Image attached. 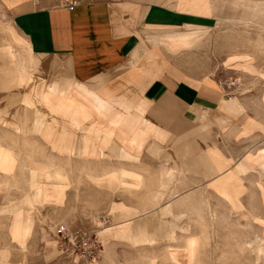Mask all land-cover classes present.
I'll list each match as a JSON object with an SVG mask.
<instances>
[{"label": "crops", "instance_id": "1", "mask_svg": "<svg viewBox=\"0 0 264 264\" xmlns=\"http://www.w3.org/2000/svg\"><path fill=\"white\" fill-rule=\"evenodd\" d=\"M0 10L10 19L0 16V104L11 109L7 119L2 118L4 124L23 134L53 137L54 148L62 154L156 160L185 177L203 174L206 183L223 173L218 155L234 161L215 144L209 129L222 108L229 113L223 111V119L232 115L231 107L223 105L226 89L199 64L186 73L164 51L188 50L182 38L166 41L170 28L188 22L206 26L215 22L213 16L174 9L160 0H80L73 9L60 0H0ZM143 32L150 38L144 52ZM43 104L45 113L38 108L44 110ZM244 121L234 123L228 136L250 133L253 129L247 132ZM79 131L84 135L77 147ZM99 143V148L92 146ZM5 147H0V175L17 170L11 148ZM55 166L33 163L27 207L19 200L8 202L0 189V264H50L42 253L34 206L57 200L59 194L64 197L70 178ZM119 175L114 171L108 180ZM189 191L177 186L171 191L176 224L181 218L175 210L177 199ZM144 205L149 211L158 204ZM122 223L123 228L111 234L134 240L131 223ZM176 229L168 241L177 240ZM139 236L153 240L147 238L152 235Z\"/></svg>", "mask_w": 264, "mask_h": 264}, {"label": "rangeland", "instance_id": "2", "mask_svg": "<svg viewBox=\"0 0 264 264\" xmlns=\"http://www.w3.org/2000/svg\"><path fill=\"white\" fill-rule=\"evenodd\" d=\"M167 6L214 17L215 22L206 26L167 28L171 30L167 42L171 43L173 37L182 38L176 35L182 33L190 45H184L188 50L177 54L164 51L172 64H179L186 73L199 64L226 89L223 105L231 107L232 115L223 119L222 108L209 129L215 144L234 161L218 155L216 162L223 173L206 183L203 174L190 173L185 177L171 165L156 160L91 155L87 159L77 153L70 156L54 148L51 136L33 131L23 134L4 124L2 118L11 109L0 104V147L11 148L16 158L13 169H17L15 176L14 171L0 175L3 198L28 206L25 199L33 194L29 185L33 163H54L70 178L64 197L59 194L57 200L46 199L38 202V208L34 206L47 263L57 264L61 259L59 264H264V0H169ZM3 14L0 10V16L10 21ZM149 41L143 32L142 52ZM43 105L44 110L38 108L45 113L48 108ZM240 119L247 123V132L253 130L239 138L228 136L227 131ZM83 135V131L77 133V147L82 145ZM92 146L99 148L100 143ZM114 171L131 173L125 176L129 183L110 184L108 177ZM169 173L172 179H168ZM229 178L233 183L223 195L218 188ZM176 186L191 190L177 199L175 210L181 217L177 224L170 205L175 199L171 191ZM144 204L158 205L145 211ZM152 211H157L160 220L151 226L159 224L162 229L143 230L145 237L152 235L147 237L153 239L151 246L145 240H137L138 233L134 231V240L109 234V228L120 226L118 222ZM61 225L72 231L83 229L87 247L100 241L103 253L99 260H74L61 253L54 232ZM176 227L177 240L168 241L174 237Z\"/></svg>", "mask_w": 264, "mask_h": 264}, {"label": "built area", "instance_id": "3", "mask_svg": "<svg viewBox=\"0 0 264 264\" xmlns=\"http://www.w3.org/2000/svg\"><path fill=\"white\" fill-rule=\"evenodd\" d=\"M62 5L69 9H73L79 4L80 0H60ZM55 238H57L59 249L67 258L74 257V260H91L92 262L98 261L103 253V245L100 241L96 244L92 243L87 247L85 242L86 232L83 229L72 231L65 225L58 226L55 229Z\"/></svg>", "mask_w": 264, "mask_h": 264}, {"label": "bare ground", "instance_id": "4", "mask_svg": "<svg viewBox=\"0 0 264 264\" xmlns=\"http://www.w3.org/2000/svg\"><path fill=\"white\" fill-rule=\"evenodd\" d=\"M160 2L162 3V4H165V5H168L169 4V0H160ZM195 11H196V9H195ZM186 25H188V27H193L194 25H192L191 23H188V24H186ZM187 27V28H188ZM176 35H180L182 38H183V40H184V45H190L188 42H187V39H188V37H185V36H183V34L182 33H178V34H176ZM173 68V67H172ZM176 70V69H175ZM174 71V70H173ZM177 71V70H176ZM243 125V124H242ZM241 125V126H242ZM120 175L121 176H119V177H114V178H110L109 180H108V182L111 184V183H114L115 181H117V182H119V183H126V184H128L129 182L125 179L126 177V175L127 176H131V173H128V172H120ZM172 175V174H171ZM172 179V178H171ZM132 180V179H131ZM130 181V180H129ZM232 183H233V179L232 178H229V179H224V182H223V185H221L219 188H218V190L223 194V195H225L226 193H228L229 192V190L227 189L228 187H230L231 185H232ZM177 198V197H176ZM144 214V213H143ZM160 219H159V214L157 213V211H152V212H150V213H148V214H144V215H140V216H138L137 218L136 217H134V218H131L130 220H127L128 222H130L131 223V225H130V228H131V230L133 229L134 230V232H136V233H138V236L139 235H143V230L145 229V228H148V227H150L152 230L151 231H159V230H161L162 228H161V226H159V224H156L155 226H151V224L153 225V223L154 222H157V221H159ZM117 224H120V226H116V227H111V228H109L108 229V231H109V234H111V233H113V232H117L118 231V229L119 230H121V228H123V223L122 222H118ZM126 227V226H125ZM173 227L174 226H170V228L171 229H173ZM113 228V229H112ZM128 228V227H127ZM105 231V230H104ZM125 231H127V229L125 230ZM106 232V231H105ZM123 233V232H122ZM123 236H125V235H123ZM133 238V237H132ZM138 240H141L142 239V237L141 236H139L138 238H137ZM260 250H262V248H259ZM263 251V250H262Z\"/></svg>", "mask_w": 264, "mask_h": 264}]
</instances>
